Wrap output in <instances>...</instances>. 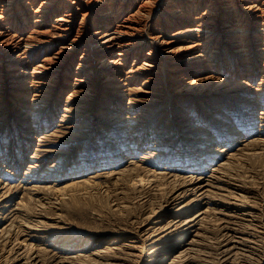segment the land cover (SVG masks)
Listing matches in <instances>:
<instances>
[{"label":"bare ground","instance_id":"6f19581e","mask_svg":"<svg viewBox=\"0 0 264 264\" xmlns=\"http://www.w3.org/2000/svg\"><path fill=\"white\" fill-rule=\"evenodd\" d=\"M0 264H264V0H0Z\"/></svg>","mask_w":264,"mask_h":264},{"label":"rangeland","instance_id":"374dc122","mask_svg":"<svg viewBox=\"0 0 264 264\" xmlns=\"http://www.w3.org/2000/svg\"><path fill=\"white\" fill-rule=\"evenodd\" d=\"M71 210V215L69 217L70 221L74 223V225L80 224V226H90V225H94L96 226L97 223L95 222H90L89 221V217L90 216V212L87 208V204L86 203H82L80 205H71L70 207Z\"/></svg>","mask_w":264,"mask_h":264}]
</instances>
